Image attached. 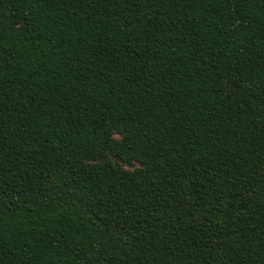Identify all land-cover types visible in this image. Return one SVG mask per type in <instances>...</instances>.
I'll use <instances>...</instances> for the list:
<instances>
[{"label": "trees", "instance_id": "16d2710c", "mask_svg": "<svg viewBox=\"0 0 264 264\" xmlns=\"http://www.w3.org/2000/svg\"><path fill=\"white\" fill-rule=\"evenodd\" d=\"M0 264H264V0H0Z\"/></svg>", "mask_w": 264, "mask_h": 264}]
</instances>
